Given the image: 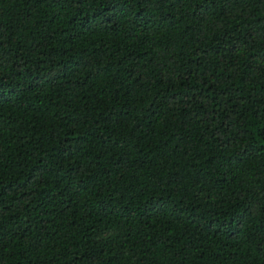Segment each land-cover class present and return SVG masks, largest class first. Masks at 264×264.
I'll list each match as a JSON object with an SVG mask.
<instances>
[{
	"label": "trees",
	"instance_id": "trees-1",
	"mask_svg": "<svg viewBox=\"0 0 264 264\" xmlns=\"http://www.w3.org/2000/svg\"><path fill=\"white\" fill-rule=\"evenodd\" d=\"M0 264H264V0H0Z\"/></svg>",
	"mask_w": 264,
	"mask_h": 264
}]
</instances>
